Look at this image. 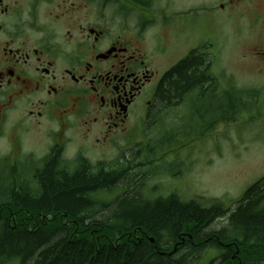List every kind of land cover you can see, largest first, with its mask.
I'll list each match as a JSON object with an SVG mask.
<instances>
[{
  "label": "flooded vegetation",
  "instance_id": "flooded-vegetation-1",
  "mask_svg": "<svg viewBox=\"0 0 264 264\" xmlns=\"http://www.w3.org/2000/svg\"><path fill=\"white\" fill-rule=\"evenodd\" d=\"M208 1L0 0V137L10 119L16 148L22 132L42 127L48 155L59 164L70 158L72 145L77 162L88 161L83 147L118 150L131 133L146 135L151 120L166 133L171 116L167 133L173 142L166 152L140 143L121 152L151 157L147 164L156 165L154 170L179 162V151L191 146L180 127L204 134L209 117L226 115L215 114L224 107L220 97L229 86L220 85L221 72L211 69L219 50L210 42L225 15L237 11L248 19L249 28L241 31L247 28L250 56L264 74V0H226L214 10ZM186 61L199 65L201 78L168 94L178 79L175 70ZM113 159L108 166L122 163L123 177L130 158L116 152ZM21 165L33 163L21 160Z\"/></svg>",
  "mask_w": 264,
  "mask_h": 264
},
{
  "label": "trees",
  "instance_id": "trees-1",
  "mask_svg": "<svg viewBox=\"0 0 264 264\" xmlns=\"http://www.w3.org/2000/svg\"><path fill=\"white\" fill-rule=\"evenodd\" d=\"M175 71L168 94L202 75L188 61ZM39 163L26 176L0 158V264H264V177L237 200L227 225L211 228L231 207L175 192L153 197L139 178L112 199L120 170L86 160L70 170L52 155ZM107 207L108 219L93 217Z\"/></svg>",
  "mask_w": 264,
  "mask_h": 264
},
{
  "label": "rangeland",
  "instance_id": "rangeland-1",
  "mask_svg": "<svg viewBox=\"0 0 264 264\" xmlns=\"http://www.w3.org/2000/svg\"><path fill=\"white\" fill-rule=\"evenodd\" d=\"M192 1L199 2L200 0ZM220 2L228 3L226 0L208 1L213 10ZM232 14L231 16L225 15L223 18L225 22L222 24L223 20L219 21L218 30L215 29L213 33H210L211 48L219 50L215 59L212 57L214 61L219 60V66H217L216 61L213 64L211 60V69L214 72L216 69L221 72L220 85L230 87L229 89L225 88L224 94L220 97V103L224 107L215 114L222 113L224 110V113H227L226 117H230L232 115L229 113L231 112L230 108L233 105H238L241 112L235 114L237 119L225 118L223 119L224 122H218L212 129L208 127L204 134L198 135L194 134L198 130L180 127V131L187 135L184 142L188 141L191 144L190 151H186L190 155L188 158L186 155H180L181 158H187L184 163L173 164L167 161L156 170H154L156 165H140L149 161L151 157L142 159L135 150L121 151L127 144L132 146L140 143L141 148L146 150L148 148L158 149V154L166 152L170 142H173L167 133L172 128L171 116H168L164 123L167 128L166 133L162 132L160 127L151 125L153 121L151 120L150 125L145 124V126H150L146 135L131 133L126 144L118 150H102V154L101 149L97 147L93 149L96 151L90 152L89 147H83L82 151L85 153L88 162L95 167L103 160L106 164H99L100 167L111 166L109 163L112 162L116 152L118 156L124 153L130 158L129 167L124 170L125 175L117 182L116 189H113L108 195L106 194L109 198L113 199V196L121 194L124 188H131L132 183L138 181L139 178L141 191H147V194L151 196H166L175 192L181 199L185 201L195 199L204 207H210L216 201L222 202L226 207H231L227 215L218 218L211 226V228H220L228 224L230 212L235 209L237 200L240 199L246 189L264 177V74L259 69L256 59L250 56L251 43L248 42L249 37L246 32L249 28L248 19L238 16L237 11L232 12ZM246 26L245 31H241V28ZM236 84L240 87H237ZM231 89L234 91L231 92ZM247 89L252 90L250 94L253 97L237 91ZM189 111L190 108L186 105L184 113L188 112L189 114ZM223 116L222 113L220 119ZM192 123L197 129L195 120ZM12 124L11 119L4 124L5 136L0 137V158L11 157L12 163L18 165V169L26 175L38 167L40 163L22 169L20 167L21 160L31 162V160L45 159L49 154V139L42 127H32L30 133H21L23 135L18 148H16L15 140L12 138L14 136V131H11ZM178 142H182V140L178 138ZM75 149L76 145H72L68 153L70 158L67 156L64 159V164L70 170H73L77 164ZM179 153H185V151H179ZM113 161L115 162L116 159ZM123 166L122 163H119L115 168L121 171ZM133 189H135V184ZM108 209L109 207L102 212L95 211L92 215L94 218L108 219L106 215ZM212 254L210 253V255ZM6 264L19 263L13 260Z\"/></svg>",
  "mask_w": 264,
  "mask_h": 264
},
{
  "label": "water",
  "instance_id": "water-1",
  "mask_svg": "<svg viewBox=\"0 0 264 264\" xmlns=\"http://www.w3.org/2000/svg\"><path fill=\"white\" fill-rule=\"evenodd\" d=\"M152 241H153V239H152Z\"/></svg>",
  "mask_w": 264,
  "mask_h": 264
}]
</instances>
